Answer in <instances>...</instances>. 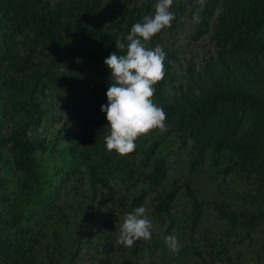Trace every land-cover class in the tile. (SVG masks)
Returning a JSON list of instances; mask_svg holds the SVG:
<instances>
[{"label": "trees", "instance_id": "16d2710c", "mask_svg": "<svg viewBox=\"0 0 264 264\" xmlns=\"http://www.w3.org/2000/svg\"><path fill=\"white\" fill-rule=\"evenodd\" d=\"M156 3L0 0V264H264V0H173L171 26L148 42L167 54L152 98L167 130L127 156L106 149L104 60L125 54L116 39ZM184 46L196 58L177 72ZM205 166L226 189L212 222ZM141 205L152 225L169 218L168 232L118 245Z\"/></svg>", "mask_w": 264, "mask_h": 264}, {"label": "clouds", "instance_id": "9594fccd", "mask_svg": "<svg viewBox=\"0 0 264 264\" xmlns=\"http://www.w3.org/2000/svg\"><path fill=\"white\" fill-rule=\"evenodd\" d=\"M203 4V0H199ZM173 0H157L155 14L134 23L126 36L116 39V49L126 50L124 55L112 52L104 63L111 70V83L106 92L108 103L101 106L106 113L109 134L105 136L106 149L127 156L135 151L136 140L153 129L166 131L167 119L164 109L153 101L154 85L165 77L166 52L157 44L148 47V42L164 28L170 27L175 15L170 11ZM193 19H198L194 15ZM126 40L127 43L122 42ZM171 63V62H170ZM148 209L141 205L126 213L119 226L118 245L133 247L137 241L150 240L152 222ZM165 243L179 251L176 235L165 237Z\"/></svg>", "mask_w": 264, "mask_h": 264}, {"label": "rangeland", "instance_id": "374dc122", "mask_svg": "<svg viewBox=\"0 0 264 264\" xmlns=\"http://www.w3.org/2000/svg\"><path fill=\"white\" fill-rule=\"evenodd\" d=\"M200 42H204V41L202 40ZM202 51H203L202 47L197 46L194 52L201 55ZM193 58H196V56L194 57V55H191V51L186 50V47L184 46V49L182 50L180 54V61L176 63V66H175L176 71L177 72L184 71L186 69L187 62H190L191 60H193ZM181 167H183V165H181ZM226 178L227 180L234 179V180H230L231 182H238V185L236 186H239V188H243L242 187L243 185L247 186V183H249L245 181L243 177L237 176V175H233L232 178H228V177ZM197 183L206 201L208 202V205H207V211H208V217H209L208 221L212 222L214 221L213 219H215L213 216L215 209H213V207L211 206L212 201L213 200L218 201L222 199V197L226 196V189L224 187L225 184L223 182V177L218 173L216 174L215 172L213 173L209 171L208 167L205 166L202 169V171L199 172L197 176ZM229 197H226V198H229ZM176 201L177 202L179 201V203L175 207V212L177 215H179L178 217L181 220L179 224L180 227L178 228V229H181L182 228L181 224L183 223L182 219L185 217V214L187 215V212L185 214H182V212L184 208L189 206L190 202L188 201V198H186L183 194L181 196L179 195ZM169 223H170L169 218H167L166 221L165 220L156 221L151 230L152 232L151 239L147 241L150 242L151 244L154 243V240H155L154 237H158L157 239L162 241L161 239H162V236L164 235L163 232L164 231L168 232L169 230V227H168ZM170 225L172 226V224ZM183 228H186V226ZM138 242H140L139 244H141V240ZM144 252L146 251L144 250ZM140 256H138L137 264H151V262L149 261V258L146 255L145 256L143 255L141 257Z\"/></svg>", "mask_w": 264, "mask_h": 264}]
</instances>
